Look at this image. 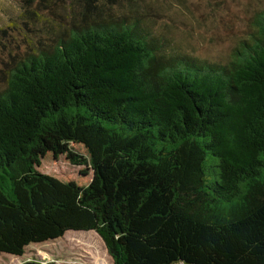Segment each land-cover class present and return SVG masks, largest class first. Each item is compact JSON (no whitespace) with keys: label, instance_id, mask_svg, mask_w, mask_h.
<instances>
[{"label":"trees","instance_id":"16d2710c","mask_svg":"<svg viewBox=\"0 0 264 264\" xmlns=\"http://www.w3.org/2000/svg\"><path fill=\"white\" fill-rule=\"evenodd\" d=\"M71 3L0 69V255L71 231L112 264H264V11L216 62Z\"/></svg>","mask_w":264,"mask_h":264},{"label":"rangeland","instance_id":"374dc122","mask_svg":"<svg viewBox=\"0 0 264 264\" xmlns=\"http://www.w3.org/2000/svg\"><path fill=\"white\" fill-rule=\"evenodd\" d=\"M95 2L103 12L129 15L134 9L154 33L164 36L165 44L170 43L171 48L216 62L229 59L252 20L264 11V0ZM117 6L123 9L117 11ZM81 10L82 4H72L71 0H0V69L4 70L3 63L11 62L10 56L33 51L68 30ZM25 262L112 264L103 243L93 232L86 235L71 231L59 239L29 244L20 257L0 255V264Z\"/></svg>","mask_w":264,"mask_h":264}]
</instances>
